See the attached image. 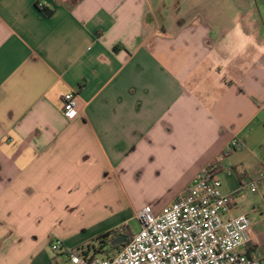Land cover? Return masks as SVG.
Segmentation results:
<instances>
[{
    "label": "crops",
    "instance_id": "0c3cea01",
    "mask_svg": "<svg viewBox=\"0 0 264 264\" xmlns=\"http://www.w3.org/2000/svg\"><path fill=\"white\" fill-rule=\"evenodd\" d=\"M234 140L223 194L264 169V0H0V264H62ZM242 214L261 251L264 185Z\"/></svg>",
    "mask_w": 264,
    "mask_h": 264
},
{
    "label": "built area",
    "instance_id": "2783aa9c",
    "mask_svg": "<svg viewBox=\"0 0 264 264\" xmlns=\"http://www.w3.org/2000/svg\"><path fill=\"white\" fill-rule=\"evenodd\" d=\"M78 109V92L62 96V113L70 118ZM239 149L234 140L221 156L203 167L191 184L160 213L145 206L136 213L140 230L114 253L82 256L67 253V264H264V249L254 252L250 219L242 214L225 219L233 202L244 192L256 193L264 185V169L243 180L239 191L223 194L220 159ZM53 253L61 250L59 241L51 243Z\"/></svg>",
    "mask_w": 264,
    "mask_h": 264
},
{
    "label": "rangeland",
    "instance_id": "374dc122",
    "mask_svg": "<svg viewBox=\"0 0 264 264\" xmlns=\"http://www.w3.org/2000/svg\"><path fill=\"white\" fill-rule=\"evenodd\" d=\"M174 185V184H173ZM160 193L159 196H154L152 194L149 195H142V196H128L125 199L124 203V211L122 214H120L117 217L111 218L110 220L107 221V225L109 226H117L120 227L119 229H116L112 232H119V233H124V232H129L130 234H137L140 230V226L138 223V220L136 218V211L140 210L142 206L146 204L153 205L154 207H161V209L165 208L166 202H168L171 197L172 193L168 191ZM116 234H113L112 236L114 237ZM93 240L90 242L92 243ZM94 244V243H93ZM95 245V244H94ZM95 247L99 250V246L96 244ZM106 251V252H105ZM112 254V252H108V247L104 246L96 253V257L102 258L103 255H108ZM60 258H62V264H67V256L65 255H60Z\"/></svg>",
    "mask_w": 264,
    "mask_h": 264
},
{
    "label": "trees",
    "instance_id": "16d2710c",
    "mask_svg": "<svg viewBox=\"0 0 264 264\" xmlns=\"http://www.w3.org/2000/svg\"><path fill=\"white\" fill-rule=\"evenodd\" d=\"M113 234H116L114 237L112 236ZM120 235H124L126 236V239L128 240V238L130 237V233L129 232H124V233H119L117 231L115 232H110L107 234H103L99 237H97L96 239L93 240L92 243L87 244L86 246H81L79 248H76L73 252H75L76 254L82 255V256H90L93 257L96 255V253L98 251H100V249L104 246L108 247V252H112L114 253L115 251H117L122 245L120 246H112L113 241L118 238ZM126 240V241H127ZM99 246V250L95 247V245ZM106 252V251H105Z\"/></svg>",
    "mask_w": 264,
    "mask_h": 264
},
{
    "label": "water",
    "instance_id": "95a60500",
    "mask_svg": "<svg viewBox=\"0 0 264 264\" xmlns=\"http://www.w3.org/2000/svg\"><path fill=\"white\" fill-rule=\"evenodd\" d=\"M125 242H126V236L120 235L118 238H116L113 241L112 246H120L123 245Z\"/></svg>",
    "mask_w": 264,
    "mask_h": 264
},
{
    "label": "flooded vegetation",
    "instance_id": "af4514ba",
    "mask_svg": "<svg viewBox=\"0 0 264 264\" xmlns=\"http://www.w3.org/2000/svg\"><path fill=\"white\" fill-rule=\"evenodd\" d=\"M127 240V239H126Z\"/></svg>",
    "mask_w": 264,
    "mask_h": 264
}]
</instances>
